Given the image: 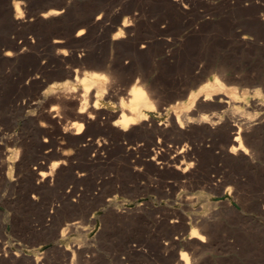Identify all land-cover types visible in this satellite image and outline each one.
I'll return each mask as SVG.
<instances>
[{"label":"rangeland","instance_id":"1","mask_svg":"<svg viewBox=\"0 0 264 264\" xmlns=\"http://www.w3.org/2000/svg\"><path fill=\"white\" fill-rule=\"evenodd\" d=\"M14 2L20 19H13ZM62 2L0 0V49L25 48L17 64L0 62V264H179L181 253L191 264H264V119L247 128L248 141L241 138L254 151L247 163L225 154L229 143L218 128L223 123L214 132L158 131L152 142L83 124L85 136L72 140L64 131L78 123L70 105L64 109L44 95L51 85L76 82L47 60L55 36L89 19L98 36L125 22L126 40L152 45L132 62L121 49L120 62L129 65L113 66L118 87L127 88L137 71L168 98L199 75H219L220 68L226 86H236L238 94L246 89L249 107L237 110L252 116L262 109L251 102H264V0H70L67 8ZM47 5L65 11L60 18H39ZM244 34L251 39L243 40ZM74 49L86 53L89 42ZM34 74L41 81L19 87L17 80ZM119 104V97L100 103ZM231 109L210 105L201 113L227 119ZM155 120L169 117L156 114ZM183 147L192 153L185 159L189 178L171 165L155 169L149 160L155 152L167 159ZM64 157L66 163L50 171ZM113 196L115 202L109 201ZM189 217L206 219L207 241L171 246V238L190 231Z\"/></svg>","mask_w":264,"mask_h":264},{"label":"bare ground","instance_id":"2","mask_svg":"<svg viewBox=\"0 0 264 264\" xmlns=\"http://www.w3.org/2000/svg\"><path fill=\"white\" fill-rule=\"evenodd\" d=\"M174 1L180 3V0ZM62 3L63 7L67 8L70 5V0H63ZM63 7L58 8L51 7V5H49L47 9L42 10L38 14V17L41 19L53 17L60 18L65 11ZM11 11H13V19L22 18L18 2L13 3ZM98 19L99 16H97L93 21H97ZM28 20H32V18H28ZM91 22L92 20L89 19V23L86 25L81 26L82 24H77L75 27L70 28L65 35L55 36L49 43L52 52L49 55H46L48 61L51 60L62 68L61 73L64 76L76 79V82L74 81L75 83L64 81L63 83L51 85L44 91V95L49 97V100L56 102V104L65 106L64 109L66 108V105H70L69 107L71 109L69 113L71 116L79 120H77L78 123L76 124L72 123L71 126H65V128H67L64 129V131H71V134L74 135L71 138L72 140H80L85 136L83 124L88 127H100L117 137H131L132 135H136L137 137L139 136L144 138L146 136L148 138L147 140L152 142L154 139V133L158 131L162 133H168L169 131L171 132L176 130L179 132L184 130L214 132L217 129V125L223 123L222 126L218 128H220L219 130L222 129L224 131L227 137V142L229 143L225 154L234 160H242L247 163L253 162V159L255 158L254 151L252 148L244 146L241 138L245 137V140L248 141L246 138L247 128L256 127V124L262 122L264 119V102L256 100V102H251L253 106L257 105L262 109L260 112H257L252 116H245L243 113L238 112L237 109L240 106L243 108L249 107V104L245 102L247 98V91L246 89H242L240 94H238L236 86H226L219 78V75H221L220 73H222L220 72V68L215 70L216 72H219V75L216 73H213L210 77L199 75L188 84L182 86L174 95H171L168 98H165L161 91L151 85L152 83L150 80L146 78L147 75L144 76L137 71L133 72L128 77L127 81L130 82L129 86H126L127 88H120L117 85V79L114 75L113 66L119 64L122 67H128L129 65L127 63L120 62L121 49L126 50L125 54L127 58L130 59V62H132L136 61L137 54L148 50L152 44H149L147 41L139 44L136 41L126 40L125 37L130 33V28L125 22L121 23L117 27V30L115 32L113 31L114 33L112 32L111 35L104 33L101 35L99 33V36L96 34L94 35L95 32L93 33V25ZM90 35L95 36V40L92 41V38H90L89 41L88 38ZM242 39L249 41L251 37L244 34L242 35ZM88 42L89 50L87 52L85 51L86 53H77L78 51L76 52L74 49V47ZM14 47L15 48L13 50L5 48L0 49L1 63L9 62L10 64L17 62L21 53L25 51V48L21 44H17ZM107 48H109V51ZM45 66L46 64L42 61L39 67L44 69ZM86 67L102 68L103 71H95L92 69L85 70ZM80 72L81 75H79ZM168 80L170 81V79ZM17 81L20 87L25 83L27 84L28 82L41 81V79L39 75L34 74L30 76L28 75L25 82L21 80ZM227 81H235V79L228 78ZM165 83H168V81H165ZM19 91L20 89L18 88L17 91L14 92L15 97H13L16 100L20 99L21 91ZM113 97L120 98V104L118 106L111 105V107L108 108L106 106V108L100 105L101 101H109ZM174 98H180L183 100L173 104L168 103L169 100ZM71 100L73 103L70 102ZM23 103L24 101L22 100L18 103V105L21 106ZM210 105L219 107H228L232 105L229 118H212L202 114L201 110ZM69 107L67 109H69ZM50 111H55V108L52 107L49 112ZM161 113L168 115L169 120L167 122H156L155 115ZM49 114L55 116V113L52 114V112H50ZM116 115L119 117L109 123V120L114 118ZM169 125H171V128H168ZM70 127H73V130H70ZM99 145L100 143L98 141L97 146ZM233 149L236 150L233 151ZM191 157L192 153L185 151V148L183 147L179 150H174L173 154L167 159L163 155H158L155 152L150 155L149 160L155 169L160 170L163 166L166 167V165H171L180 173L181 177L189 178L188 176L190 175L187 174L189 166L185 164V159H190ZM67 159L68 158L64 157L59 161L53 162L51 164L50 171H53V169L59 164H65ZM1 163L0 165H2ZM141 163L142 162L140 161V164ZM139 169L140 168H138V170ZM38 174L40 180H43L47 175L43 171L38 172ZM49 174H51V172H49ZM108 200L115 202L116 199L115 196H113L108 198ZM173 221L174 220H170V222ZM187 225L190 227V231L186 235H179L171 238L169 242L171 246L181 243L182 241L194 246L204 245L210 234L208 228L206 227V219L204 217H189ZM194 231L196 235H193ZM200 237H203V239ZM179 264H191L185 253H181Z\"/></svg>","mask_w":264,"mask_h":264},{"label":"snow or ice","instance_id":"3","mask_svg":"<svg viewBox=\"0 0 264 264\" xmlns=\"http://www.w3.org/2000/svg\"><path fill=\"white\" fill-rule=\"evenodd\" d=\"M238 139V137H237ZM236 149H233V151H235ZM193 235H196L195 231L193 232ZM201 239H203V237H200Z\"/></svg>","mask_w":264,"mask_h":264}]
</instances>
